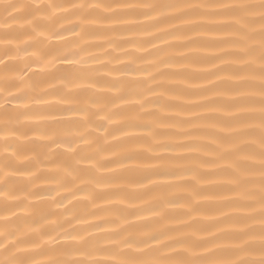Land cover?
<instances>
[{
  "label": "snow or ice",
  "instance_id": "obj_1",
  "mask_svg": "<svg viewBox=\"0 0 264 264\" xmlns=\"http://www.w3.org/2000/svg\"><path fill=\"white\" fill-rule=\"evenodd\" d=\"M0 264H264V0H0Z\"/></svg>",
  "mask_w": 264,
  "mask_h": 264
},
{
  "label": "bare ground",
  "instance_id": "obj_2",
  "mask_svg": "<svg viewBox=\"0 0 264 264\" xmlns=\"http://www.w3.org/2000/svg\"><path fill=\"white\" fill-rule=\"evenodd\" d=\"M131 2H141V0H131ZM147 2L167 3V2H173V0H147ZM181 2L191 3V4H199V3H202V2H206V0H181ZM219 2L231 3V2H233V0H219ZM189 35H190V33H189ZM181 51H183V49H181ZM206 67H207L206 65H197V66H194L193 68L187 69V71L188 72H193V71L196 70V68H206ZM192 82L193 83H201V81L198 80V79L197 80H193ZM209 179H213V178L209 177ZM127 191L131 192L133 190L132 189H127ZM174 198L177 200L178 203H184L185 201L195 200L196 199L190 193L184 192L182 190H177ZM98 203H102V201H98ZM183 212H186V209H178L177 210V215H179L180 213H183ZM184 218H186V217H184Z\"/></svg>",
  "mask_w": 264,
  "mask_h": 264
}]
</instances>
